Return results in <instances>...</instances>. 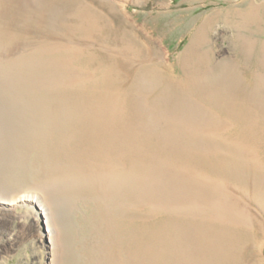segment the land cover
Returning a JSON list of instances; mask_svg holds the SVG:
<instances>
[{
    "label": "rangeland",
    "instance_id": "rangeland-1",
    "mask_svg": "<svg viewBox=\"0 0 264 264\" xmlns=\"http://www.w3.org/2000/svg\"><path fill=\"white\" fill-rule=\"evenodd\" d=\"M37 3L31 74L26 39L0 37V264H264V0ZM63 99L115 125L90 171L44 157ZM32 190L53 202L54 247L7 203Z\"/></svg>",
    "mask_w": 264,
    "mask_h": 264
},
{
    "label": "bare ground",
    "instance_id": "bare-ground-1",
    "mask_svg": "<svg viewBox=\"0 0 264 264\" xmlns=\"http://www.w3.org/2000/svg\"><path fill=\"white\" fill-rule=\"evenodd\" d=\"M37 1L34 0L31 6H29V3L19 5V8L22 9H27L35 5L34 12L28 10L16 11V8L11 5L12 1H0V17L2 15L10 17L3 26H0V37L4 36L2 39L7 37L10 39L15 37L19 38V40L26 39V42L24 41L25 43L20 41L23 46L18 55L22 64V72L25 74H31L32 60L30 58L37 56L36 53L39 51V46L34 43L35 40L38 43V40L33 37L32 33H35L37 37L40 34V30L44 29L45 26L38 19V15L41 19V14H39L40 7ZM30 47H35L36 52H32L31 57H29V53L23 54L27 48L29 52ZM35 64L42 69L44 64L51 65L53 63L38 59ZM34 72H37V67H35ZM50 93L55 97L52 94L53 92ZM42 102L45 103V101ZM59 107L64 109L63 120H56L55 128L56 126L59 127V131L53 133L51 142L45 147L44 157L52 162V165L56 168L61 165L64 171L74 170V172L78 173L90 171L92 166H96L100 162H105L106 158L109 159L113 152H115L116 145L120 144L115 136L117 131L112 119L104 116L105 114H100V110L96 106L84 101L63 99L62 102H58L57 100L50 102V110L52 113H55ZM55 133L59 135V138H55ZM75 180L78 182V187L82 190L89 189V185L93 179ZM2 194L0 191V202L5 203V198H3ZM18 196L14 200L11 199L12 201L8 200V205L24 203L36 212L35 216H41L43 218L44 231L47 239L51 247H54L59 235L55 224V214L52 210L53 202L49 196H46L43 192H36V190H32V193L25 192V194Z\"/></svg>",
    "mask_w": 264,
    "mask_h": 264
}]
</instances>
